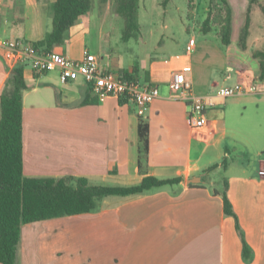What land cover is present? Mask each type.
Segmentation results:
<instances>
[{
	"label": "crops",
	"instance_id": "crops-1",
	"mask_svg": "<svg viewBox=\"0 0 264 264\" xmlns=\"http://www.w3.org/2000/svg\"><path fill=\"white\" fill-rule=\"evenodd\" d=\"M41 1L3 0L0 38H44L52 28L55 0ZM247 11L236 21L232 8L231 43L225 48L191 33V51L187 42L182 51L151 59L144 73L138 68L139 81L160 90L144 115L130 99L97 97L83 77L62 82L58 70L39 74L24 67L25 176L85 177L92 185L108 186L137 185L147 175L182 180L108 195L90 212L23 224L20 264H264V177L259 173L264 168V76L253 56L264 49V17L253 23L250 12L243 49L239 42ZM105 25L111 24L94 5L53 50L73 59L87 50L102 68L131 72L135 64L122 70L111 65L118 52L105 58L103 40L111 33L104 32ZM185 61L193 93L216 99L201 129L190 126L188 99L177 96L170 84L172 72ZM10 72L0 49V96ZM238 84H256L257 90L217 96L221 87ZM142 119L149 125V148L140 166ZM197 176L202 180L190 185ZM225 180L235 216L224 210ZM237 225L251 249L248 258Z\"/></svg>",
	"mask_w": 264,
	"mask_h": 264
},
{
	"label": "trees",
	"instance_id": "trees-1",
	"mask_svg": "<svg viewBox=\"0 0 264 264\" xmlns=\"http://www.w3.org/2000/svg\"><path fill=\"white\" fill-rule=\"evenodd\" d=\"M41 1V0H38ZM106 2V0H102ZM115 12L123 20L122 38L128 40L141 32L139 21L140 0H114ZM195 0H188L189 19L195 8ZM221 1V2H220ZM167 2V0H164ZM94 0H55L50 7L52 28L44 38L34 41L40 52H49L55 46L65 43L69 30L77 21L89 14ZM260 8L264 12L263 0H249V9L240 33V47L247 48L250 12ZM200 31L209 34L216 31L222 44L231 43L232 8L227 0H210L206 17L200 23ZM190 25L188 30H190ZM253 56L259 60L261 74L264 76V49L254 50ZM121 75L139 80L138 66L132 71L123 70ZM28 88L24 66L11 70L0 96V262L20 264L19 248L22 226L25 223L63 216L90 212L98 208L100 201L108 195H128L141 193L153 187L180 182L181 177L161 179L147 175L142 182L133 186L92 185L85 177L66 176L27 177L24 175V127L23 95ZM129 99L120 96L122 103ZM86 103V101H82ZM149 125L143 119L139 124L140 166L148 154ZM222 165L227 167V159ZM215 166H211L209 169ZM227 180L224 183V210L228 215L235 212L227 195ZM190 185H194L191 183ZM238 226L243 239L246 258L251 249Z\"/></svg>",
	"mask_w": 264,
	"mask_h": 264
},
{
	"label": "built area",
	"instance_id": "built-area-1",
	"mask_svg": "<svg viewBox=\"0 0 264 264\" xmlns=\"http://www.w3.org/2000/svg\"><path fill=\"white\" fill-rule=\"evenodd\" d=\"M3 0H0V7ZM2 13L0 11V23ZM195 45V39H191L187 50L191 51ZM0 49L4 60L10 70L18 66L30 67L34 72L43 74L48 71L58 70L62 82L77 80L83 77L91 85L92 92L97 97L126 96L132 100L139 115H144L150 104L160 95L159 86L155 83H142L124 77L114 71L101 67L96 54L85 51L81 59H73L56 50L40 52L36 49L33 41L17 38H0ZM190 70L188 62L182 63L180 69L172 72L170 84L177 96L185 95L189 107L187 120L194 129H201L207 122V110L215 104V96H200L193 93L192 82L186 77L185 72ZM257 85L221 87L217 96L228 98L246 91H256ZM264 177V168L259 171Z\"/></svg>",
	"mask_w": 264,
	"mask_h": 264
},
{
	"label": "rangeland",
	"instance_id": "rangeland-1",
	"mask_svg": "<svg viewBox=\"0 0 264 264\" xmlns=\"http://www.w3.org/2000/svg\"><path fill=\"white\" fill-rule=\"evenodd\" d=\"M210 0H195V8L189 19L188 0H140L139 21L141 32L137 37L128 40L122 38L123 20L115 12V1L94 0L95 9L111 25H105L106 34L103 40L104 56L111 51L118 52L119 58L111 62L117 69L129 68L136 64L142 73L148 67L153 58H167L172 53L182 51L193 33L198 41L211 40L223 46L216 31L209 35L200 31V24L205 19ZM234 9L236 21L242 15L241 11L249 9V0H227ZM221 2V1H220ZM48 4V0H42L40 4ZM45 9V8H44ZM261 9L253 8V23L260 17H264ZM247 13V12H246ZM50 20V16L46 17ZM246 21V16L244 18ZM197 30H188V26ZM93 40V36L91 38ZM260 47V46H259ZM263 47V46H262ZM225 48V46H223ZM118 73V72H116Z\"/></svg>",
	"mask_w": 264,
	"mask_h": 264
},
{
	"label": "water",
	"instance_id": "water-1",
	"mask_svg": "<svg viewBox=\"0 0 264 264\" xmlns=\"http://www.w3.org/2000/svg\"><path fill=\"white\" fill-rule=\"evenodd\" d=\"M202 180L201 176H197V177H193L189 180V183H197L200 182Z\"/></svg>",
	"mask_w": 264,
	"mask_h": 264
}]
</instances>
